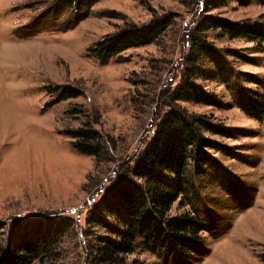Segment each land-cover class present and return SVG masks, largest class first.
Wrapping results in <instances>:
<instances>
[{"label": "rangeland", "instance_id": "obj_1", "mask_svg": "<svg viewBox=\"0 0 264 264\" xmlns=\"http://www.w3.org/2000/svg\"><path fill=\"white\" fill-rule=\"evenodd\" d=\"M73 9L69 0H0V245L43 236L61 216L68 228L44 264H91L99 239L119 228L111 185L139 163L169 111L168 92L190 76L219 106L178 105L219 127L203 134L220 149H206L202 168L190 162L189 193L167 217L194 215L205 229L184 257L139 240L128 263L264 264V114L243 111L264 101V42L214 24L264 27V0H99ZM159 22L167 26L152 43L96 56L97 44ZM199 41L206 51L193 50Z\"/></svg>", "mask_w": 264, "mask_h": 264}, {"label": "trees", "instance_id": "obj_2", "mask_svg": "<svg viewBox=\"0 0 264 264\" xmlns=\"http://www.w3.org/2000/svg\"><path fill=\"white\" fill-rule=\"evenodd\" d=\"M97 1L99 0H69V3L77 12L80 8H89ZM215 6L219 8L221 3ZM214 24L234 39L246 37L251 42H264V27L223 21ZM165 26L166 22H159L154 23L150 30H132L119 34L97 44L94 52L98 59L112 58L122 51L152 43L156 32L165 29ZM194 49L206 51L208 48L199 41L196 45L194 43ZM197 61L193 56L190 64H196ZM190 80V76H184L181 84L174 91L168 92L171 102L166 106L169 111L160 118L154 137L142 151L139 163L134 167L123 168L111 185L109 199L123 210L117 217V225L121 231L114 226V231L102 236L99 239L102 246L89 253V263L143 264L138 261L128 263L127 260L128 255L135 251L139 240L149 251H165L170 255L184 257L188 252V241H196L204 232V225L194 215L167 217L172 205L189 193L190 162L202 168L210 159L206 149H220V145L208 140L203 134L204 130L219 134V127L214 126L205 116L189 115L178 105L179 102L196 101L207 106H219L214 98ZM243 111L253 118H262L264 101L252 100L248 106L243 107ZM77 137H82L89 145L97 140L88 133H81ZM94 145L98 147V143ZM82 152L94 155V151L90 149ZM168 175L173 176V180ZM104 206L98 208L111 210ZM115 210L116 208L114 213ZM103 221L101 216L97 224H103ZM103 226L105 228L106 225ZM47 227L48 232L36 239L28 240L23 235V238L18 236V242L9 240L3 246L0 245V264H33L39 258V263L44 264L45 259H52L56 245L64 237L68 225L66 218L57 216L48 219Z\"/></svg>", "mask_w": 264, "mask_h": 264}]
</instances>
